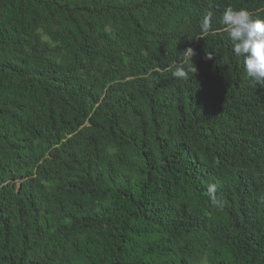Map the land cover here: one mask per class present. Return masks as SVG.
<instances>
[{
    "label": "trees",
    "instance_id": "1",
    "mask_svg": "<svg viewBox=\"0 0 264 264\" xmlns=\"http://www.w3.org/2000/svg\"><path fill=\"white\" fill-rule=\"evenodd\" d=\"M228 7L264 19V0H0V264H264V86Z\"/></svg>",
    "mask_w": 264,
    "mask_h": 264
},
{
    "label": "clouds",
    "instance_id": "2",
    "mask_svg": "<svg viewBox=\"0 0 264 264\" xmlns=\"http://www.w3.org/2000/svg\"><path fill=\"white\" fill-rule=\"evenodd\" d=\"M209 12L201 22V30L208 31L211 27ZM232 41V51L235 56L242 58L246 77L256 86H264V19L254 18L247 9L234 10L228 7L224 10L221 21ZM183 56L190 61V67L178 66L172 76L178 80H186L189 73H196L191 58L195 55L193 49L188 48ZM210 58V57H209ZM209 197L214 205L218 203L216 186L208 188Z\"/></svg>",
    "mask_w": 264,
    "mask_h": 264
}]
</instances>
